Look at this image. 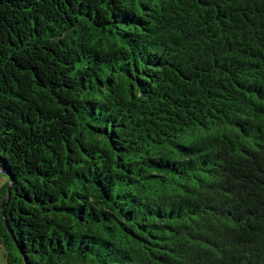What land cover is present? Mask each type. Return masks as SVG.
<instances>
[{
    "label": "trees",
    "instance_id": "trees-1",
    "mask_svg": "<svg viewBox=\"0 0 264 264\" xmlns=\"http://www.w3.org/2000/svg\"><path fill=\"white\" fill-rule=\"evenodd\" d=\"M0 173L7 264H264V0H0Z\"/></svg>",
    "mask_w": 264,
    "mask_h": 264
},
{
    "label": "rangeland",
    "instance_id": "rangeland-1",
    "mask_svg": "<svg viewBox=\"0 0 264 264\" xmlns=\"http://www.w3.org/2000/svg\"><path fill=\"white\" fill-rule=\"evenodd\" d=\"M7 183V176L3 173H0V203H1V198L3 195V187ZM6 249L0 245V264H7V259H6Z\"/></svg>",
    "mask_w": 264,
    "mask_h": 264
},
{
    "label": "water",
    "instance_id": "water-1",
    "mask_svg": "<svg viewBox=\"0 0 264 264\" xmlns=\"http://www.w3.org/2000/svg\"><path fill=\"white\" fill-rule=\"evenodd\" d=\"M9 191H10V188H9V186H8V187H7V193H9ZM4 202H5V199L2 201V203H1V205H0V214H1V216H2V219H3L4 222H5L4 215H3L2 210H1L2 205H3Z\"/></svg>",
    "mask_w": 264,
    "mask_h": 264
}]
</instances>
